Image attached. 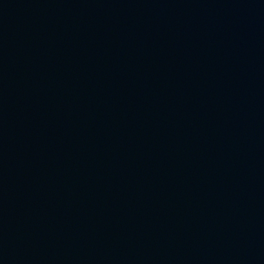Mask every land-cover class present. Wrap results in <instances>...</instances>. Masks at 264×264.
<instances>
[{"label": "water", "instance_id": "95a60500", "mask_svg": "<svg viewBox=\"0 0 264 264\" xmlns=\"http://www.w3.org/2000/svg\"><path fill=\"white\" fill-rule=\"evenodd\" d=\"M0 264H264V0H0Z\"/></svg>", "mask_w": 264, "mask_h": 264}]
</instances>
